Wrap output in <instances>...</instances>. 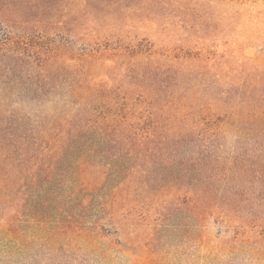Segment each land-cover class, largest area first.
<instances>
[{
  "label": "trees",
  "instance_id": "16d2710c",
  "mask_svg": "<svg viewBox=\"0 0 264 264\" xmlns=\"http://www.w3.org/2000/svg\"><path fill=\"white\" fill-rule=\"evenodd\" d=\"M162 2L6 1L16 17L0 21V200L11 206L13 239L24 188L28 198L38 192L28 201L31 221L55 222L48 235L55 239L60 163L71 186L81 185L97 232L126 195L137 203L140 192L170 198L164 204L172 206L180 166L190 165L199 218L220 210L236 216L244 199L241 227L264 232V196L241 197L264 191V72L235 54L200 56L127 35L134 6H156L146 17L154 19L166 10H158ZM228 145L248 155L216 153ZM83 232L87 242L97 234Z\"/></svg>",
  "mask_w": 264,
  "mask_h": 264
},
{
  "label": "rangeland",
  "instance_id": "374dc122",
  "mask_svg": "<svg viewBox=\"0 0 264 264\" xmlns=\"http://www.w3.org/2000/svg\"><path fill=\"white\" fill-rule=\"evenodd\" d=\"M6 1L0 0V21H5V14L16 17L7 11ZM162 1L158 10L163 7L166 10H160L154 19L146 17L156 6L147 5L145 9L134 6L137 19L129 20L127 35L147 45L168 46L200 56L235 54L264 72V0ZM15 8L12 2L11 10ZM35 35L33 41L42 43ZM239 152L248 155L249 151L246 147L237 151L232 145L216 150L227 158ZM64 166L60 163L54 169L61 225L55 242L50 241L55 222L31 221L28 201L38 192L32 191L28 198L24 188L20 195L16 239L9 235L6 223L11 211L9 201L0 200V264H264V232L259 236L255 230L246 232L241 227L247 210L244 199L237 204L236 216L220 210L209 211L202 219L198 217L191 165L180 166V170L177 167L183 170L179 174L181 189L172 206L170 198L156 199L140 192L138 201L142 202L137 203L135 195H126L114 209L113 204L109 206L108 218L99 232L95 218L84 215L81 185L71 186L62 173ZM217 183L219 195L227 197L229 192L222 181ZM253 190L257 196H264V191L256 188L240 195H253ZM155 209L161 214H155ZM87 227L97 233L90 242L83 232ZM258 252L262 255L258 256Z\"/></svg>",
  "mask_w": 264,
  "mask_h": 264
}]
</instances>
